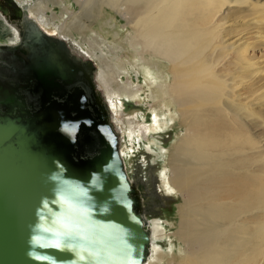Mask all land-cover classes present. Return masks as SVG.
<instances>
[{
    "label": "bare ground",
    "instance_id": "6f19581e",
    "mask_svg": "<svg viewBox=\"0 0 264 264\" xmlns=\"http://www.w3.org/2000/svg\"><path fill=\"white\" fill-rule=\"evenodd\" d=\"M15 1L28 4L44 31L90 58L95 54L85 49V40L98 33L94 26L101 23L104 9L124 19L128 50L135 58L132 68L140 66L156 85L165 126L174 122L173 127L180 118L184 133L172 144L165 166L171 174L167 189L183 198L173 234L179 254L174 244L168 251L155 246L152 237L155 254L145 264L164 258L165 264H264V137L256 134L264 130V53L257 51L264 44V0H75L79 14L60 0V15L67 13L68 19L47 14L49 3L58 0ZM15 36L0 15V43ZM124 49L112 52L118 57ZM106 56L102 52L99 58ZM122 64L117 62L115 71L123 70ZM97 77L120 128L119 105L112 96L114 71L106 65ZM134 82L130 74L121 91L130 98L142 94L143 86ZM152 110L151 122H130V137L148 139L152 129L163 128L160 113ZM160 223L158 218L149 221L154 237L165 234Z\"/></svg>",
    "mask_w": 264,
    "mask_h": 264
},
{
    "label": "water",
    "instance_id": "95a60500",
    "mask_svg": "<svg viewBox=\"0 0 264 264\" xmlns=\"http://www.w3.org/2000/svg\"><path fill=\"white\" fill-rule=\"evenodd\" d=\"M11 1L22 7L26 44L65 41L44 31L27 3ZM0 15L17 28L1 5ZM42 58L33 60L42 84L36 122L0 109V264H145L152 233L120 130L97 123L81 97L75 116L53 101L56 76ZM4 92L0 104L12 99Z\"/></svg>",
    "mask_w": 264,
    "mask_h": 264
},
{
    "label": "rangeland",
    "instance_id": "374dc122",
    "mask_svg": "<svg viewBox=\"0 0 264 264\" xmlns=\"http://www.w3.org/2000/svg\"><path fill=\"white\" fill-rule=\"evenodd\" d=\"M32 1L37 2V0ZM59 1L60 0L51 1L49 3V8L47 9L48 15L52 12H56L57 15L61 17L60 14L62 5ZM65 1L70 4V8L75 11L76 14L81 12V7L78 3H75V0ZM106 10L104 9L105 15L102 16L101 23L94 26L98 30V33H90L85 40L84 47L86 50L91 48L95 54L91 58L94 59L97 64L98 72L106 65H109L114 71L115 82L112 83V96L114 98L113 102L117 101L119 105L117 109L120 112L118 118L119 125L121 126L119 128L121 133V151L124 155L125 163L131 172V175L137 182H139L143 191L147 214L151 219L158 218L160 220V230H162L161 234L165 233L159 237H154V233L152 234L155 246H160L165 251H168L171 244H174L173 249L177 250V254H179L178 248H180V243L176 241L173 234L178 228L177 208L178 205L183 202V198L176 189H167L169 184L168 178L171 174L169 172L170 168L165 166H167L169 162L172 144L177 142L183 135L184 127L179 126L180 118H178V116H176L175 125L173 127L171 126L174 122H169V127L165 126L164 123L167 116L163 114V107L161 106L162 102L158 96L156 85L151 82L150 77H144V72L140 66L132 68V63H135V58L130 53V49L128 50L126 37L129 30L127 26L125 27L122 25L125 20L118 17L114 19V17H112L113 12H110L107 8ZM106 12L108 13L106 14ZM64 16L68 19L67 13ZM64 16L60 19L64 18ZM116 21H121V23L117 22V24H114ZM48 29L52 33L56 32V29L53 26H49ZM99 33H101V35H99ZM76 36L79 41L80 35L76 34ZM120 46H123L125 51L118 50L119 56L117 57L114 53L115 50L112 49ZM257 51L260 54L264 53V44L263 46L257 48ZM102 52L107 55L103 58L104 60L99 58ZM117 62H120V64L123 63L122 65L126 68L123 67V70H120L119 72L115 71ZM130 74L134 78L135 84H138L141 87L143 86V89L140 91L142 94L136 98H130L127 93L121 92L128 83ZM152 93L154 94V97L151 96ZM152 109H155V111L160 113L159 118L163 128L152 129L148 139L141 135L136 136L135 138L130 137V122L134 121V123H136L137 121H142L143 119L151 122L150 120L153 117L151 113L153 111ZM152 127L155 126L152 124ZM256 134H259L260 137H264V130L259 129ZM160 145L166 147L164 152H161V149L159 148ZM151 146L153 150H150ZM158 153L160 154L159 157L157 156ZM149 227L152 229L153 224ZM162 227H165V229L163 230ZM152 249L153 248H151L150 255L153 254L154 256L155 250ZM164 259L165 260L162 261V263L158 262V264H165L167 258Z\"/></svg>",
    "mask_w": 264,
    "mask_h": 264
},
{
    "label": "flooded vegetation",
    "instance_id": "af4514ba",
    "mask_svg": "<svg viewBox=\"0 0 264 264\" xmlns=\"http://www.w3.org/2000/svg\"><path fill=\"white\" fill-rule=\"evenodd\" d=\"M0 5L6 10L8 20L17 26L13 28L15 39L0 43V90L3 94L7 91L12 98L10 102L0 104L1 111L23 120L35 119L36 122L40 109L37 102L42 105V102L37 100L39 94H42V84L37 76V68L33 67V60L40 54L47 59L51 72L56 76L53 78L56 84L49 88L53 101H57L71 116H75L78 103L76 99L81 97L84 103L80 105L97 123L106 126L115 123L108 98L98 83V67L95 61L67 40L48 39L41 45L33 36L32 39L36 43L26 44L27 31L22 7L14 5L11 0H0ZM37 47L40 50H36ZM46 104L49 105L50 102ZM127 172L139 190L142 212L150 221L152 219L147 214L145 196L139 182L131 175L128 167Z\"/></svg>",
    "mask_w": 264,
    "mask_h": 264
}]
</instances>
